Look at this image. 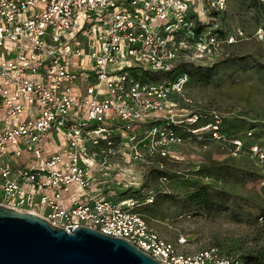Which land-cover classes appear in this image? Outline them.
<instances>
[{"label":"built area","instance_id":"obj_1","mask_svg":"<svg viewBox=\"0 0 264 264\" xmlns=\"http://www.w3.org/2000/svg\"><path fill=\"white\" fill-rule=\"evenodd\" d=\"M226 5L0 0V206L123 238L160 264H239L215 246L178 249L152 229L140 211L153 203L151 191L137 203L93 184L110 176L116 159L125 160L126 146L140 156L143 139L122 142L125 130L148 126L147 155L175 157L168 147L182 138L173 126L189 130L187 107L176 99L183 100L188 73L175 72L176 63L219 49L214 21ZM219 123L216 115L193 133L203 140L207 131L225 146ZM114 135L121 138L116 147ZM228 153H245L243 142L232 138ZM248 153L264 174V150L253 143Z\"/></svg>","mask_w":264,"mask_h":264},{"label":"rangeland","instance_id":"obj_2","mask_svg":"<svg viewBox=\"0 0 264 264\" xmlns=\"http://www.w3.org/2000/svg\"><path fill=\"white\" fill-rule=\"evenodd\" d=\"M216 23L219 49L186 66L177 62L174 69L188 73L183 100L176 99L189 114L188 131L173 126L182 138L168 147L175 157L158 151L147 155L148 126L125 130L122 142L143 139L140 156L126 146L125 160L116 159L110 176L97 182L114 188L116 198L132 197L137 203L151 191L153 203L140 211L178 249L215 246L239 264H264V174L248 153L253 143L264 150V0H227ZM231 36L234 41L228 43ZM216 115L225 146L210 140L207 131L203 140L193 133ZM232 138L243 142L245 153H228ZM120 139L111 137L114 147ZM195 193L198 197L190 199ZM179 237L185 238L182 246Z\"/></svg>","mask_w":264,"mask_h":264},{"label":"water","instance_id":"obj_3","mask_svg":"<svg viewBox=\"0 0 264 264\" xmlns=\"http://www.w3.org/2000/svg\"><path fill=\"white\" fill-rule=\"evenodd\" d=\"M0 264H160L123 238L0 206Z\"/></svg>","mask_w":264,"mask_h":264},{"label":"crops","instance_id":"obj_4","mask_svg":"<svg viewBox=\"0 0 264 264\" xmlns=\"http://www.w3.org/2000/svg\"><path fill=\"white\" fill-rule=\"evenodd\" d=\"M119 168V167H118ZM118 170V169H117ZM94 184V188L95 189H100V190H103L105 189V185L102 183V185L98 186L100 183L99 182H96V183H93Z\"/></svg>","mask_w":264,"mask_h":264},{"label":"trees","instance_id":"obj_5","mask_svg":"<svg viewBox=\"0 0 264 264\" xmlns=\"http://www.w3.org/2000/svg\"><path fill=\"white\" fill-rule=\"evenodd\" d=\"M181 70H182V69H178V68L176 69L177 72H180ZM198 195H199L198 193L192 194V195L190 196V199L195 200V199L198 197Z\"/></svg>","mask_w":264,"mask_h":264}]
</instances>
